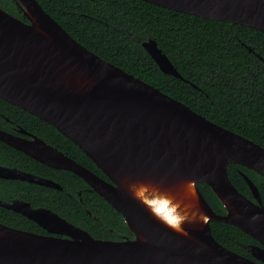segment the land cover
<instances>
[{"label": "water", "instance_id": "obj_1", "mask_svg": "<svg viewBox=\"0 0 264 264\" xmlns=\"http://www.w3.org/2000/svg\"><path fill=\"white\" fill-rule=\"evenodd\" d=\"M141 1L264 33V0ZM16 4L22 19L0 7V99L54 127L107 180L40 139L27 141L0 130V142L50 168L77 175L121 214L134 236L96 239L48 209H34L19 199L0 200V207L47 233L0 223V264H264L263 249L245 245L260 263L251 261L219 244L210 228V222L232 225L264 247V219H250L264 218L258 188L241 173L249 199L227 172L228 165L237 164L264 179V167H257L264 148L88 51L36 0ZM142 47L162 73L184 80L154 40L142 42ZM0 179L61 190L16 168L0 167ZM189 180L195 182L191 201L181 189ZM134 182L151 183L194 203L207 223L186 224L187 236L166 228L132 198L127 183ZM198 184L209 186L224 213L210 206Z\"/></svg>", "mask_w": 264, "mask_h": 264}, {"label": "trees", "instance_id": "obj_2", "mask_svg": "<svg viewBox=\"0 0 264 264\" xmlns=\"http://www.w3.org/2000/svg\"><path fill=\"white\" fill-rule=\"evenodd\" d=\"M36 1L88 51L180 101L209 121L264 148V33L238 24L171 11L141 0ZM0 7L21 18L14 0H0ZM149 39L157 43L184 80L159 70L142 47V42ZM0 114L106 179L77 146L51 125L2 99ZM5 124L0 117V128L4 129ZM0 164L45 176L62 187L60 191L0 180L1 200L17 197L33 206L49 208L96 239L133 238L121 214L95 193L86 191L87 185L75 174L50 170L1 142ZM227 172L234 187L252 198L240 173L247 175L257 186L264 207L261 176L237 164L228 165ZM198 187L210 206L224 213L209 186L198 184ZM0 222L28 232L45 233L34 222L1 207ZM210 228L219 244L238 254L246 255L242 244L256 243L223 222H210Z\"/></svg>", "mask_w": 264, "mask_h": 264}, {"label": "clouds", "instance_id": "obj_3", "mask_svg": "<svg viewBox=\"0 0 264 264\" xmlns=\"http://www.w3.org/2000/svg\"><path fill=\"white\" fill-rule=\"evenodd\" d=\"M257 167H264V159L257 164ZM181 189L184 197L191 201L195 191V182L185 181ZM127 190L132 198L143 205L157 222L180 235H188L186 224L200 223L203 225L207 223L208 218L194 203L178 200L151 183H127ZM250 219L255 222L264 218L253 215Z\"/></svg>", "mask_w": 264, "mask_h": 264}, {"label": "flooded vegetation", "instance_id": "obj_4", "mask_svg": "<svg viewBox=\"0 0 264 264\" xmlns=\"http://www.w3.org/2000/svg\"><path fill=\"white\" fill-rule=\"evenodd\" d=\"M14 3H15V6L17 7V10H18V12L20 13V11H19V6H18V4H16V0H14ZM9 13V12H8ZM12 15V14H11ZM14 16V15H13ZM20 16H21V13H20ZM16 17V16H15ZM19 19H22V16H21V18H19ZM0 117L1 118H3V120L6 122V124H5V127H4V129H1L0 128V130L1 131H4V132H6V133H8V134H11V135H14V136H16V137H19V138H22V139H25V140H27V141H34V139H40L41 141H43L44 143H46L48 146H51V147H53V148H55L56 150H58L59 152H61L62 154H64L65 156H67L68 158H70V159H72V160H74L75 162H77L78 164H80V165H82L81 163H79L78 161H76L74 158H72L71 156H69V155H67V154H65L64 152H62L61 150H59L57 147H55L54 145H52L51 143H49L48 141H46V140H44V139H42L41 137H39L37 134H35L34 132H32L31 130H28V129H26V128H24V127H22L21 125H19V124H17V123H15L14 121H12V120H10L9 118H7V117H5V116H3L2 114H0ZM1 143H3V142H1ZM3 144H5V143H3ZM5 145H7V144H5ZM7 146H9V145H7ZM9 147H11V146H9ZM12 148V147H11ZM14 149V148H13ZM16 150V149H15ZM16 151H18V150H16ZM18 152H20V151H18ZM22 153V152H21ZM23 154V153H22ZM12 156V155H11ZM26 156V155H25ZM28 157V156H27ZM28 158H30V157H28ZM30 159H32V158H30ZM32 160H34V159H32ZM35 162H37V163H39V164H41L40 162H38V161H36V160H34ZM42 165H44V164H42ZM45 167H47V168H49L50 170H55V171H67V170H56V169H53V168H50V167H48V166H46V165H44ZM83 167H85L86 169H88V170H90L89 168H87L86 166H84V165H82ZM0 167H6V168H16V167H14V166H10V165H4V164H0ZM16 169H18V170H20V171H23V172H25V173H28V174H31V175H33V176H36V177H39V178H43V179H47V180H50V181H52V182H54V183H56V184H58L57 182H55L54 180H52V179H50V178H47V177H45V176H42V175H39V174H36V173H31V172H28V171H25V170H22V169H19V168H16ZM90 171H92V170H90ZM68 172H70V171H68ZM93 172V171H92ZM72 173V172H71ZM95 173V172H94ZM74 174V173H73ZM95 174H97V173H95ZM241 174V173H240ZM98 175V174H97ZM77 176V175H76ZM78 177V176H77ZM101 177V176H100ZM249 178V177H248ZM81 179V178H80ZM104 179V178H103ZM0 180H5V181H20V180H11V179H9V180H6V179H0ZM82 180V179H81ZM105 180H107V178L105 179ZM83 181V180H82ZM252 181V180H251ZM20 182H23V183H28V184H34V185H36V186H40V187H45V188H50V187H46V186H43V185H39V184H35V183H29V182H25V181H20ZM84 182V181H83ZM253 182V181H252ZM85 183V182H84ZM86 184V183H85ZM59 186H60V184H58ZM87 185V184H86ZM61 187V186H60ZM257 187V186H256ZM51 189H55V188H51ZM55 190H58V189H55ZM61 190H62V187H61ZM60 190V191H61ZM86 191H88V192H93V191H91L90 190V187L87 185V187H86ZM93 193H95V192H93ZM96 194V193H95ZM78 195H79V198H80V200H81V197H80V195H81V193L80 192H78ZM97 195V194H96ZM101 198V197H100ZM14 199H19V200H22V201H24V202H27V203H29L30 205H31V207L32 208H34V209H37V208H45V209H48V210H50V211H52V212H54L53 210H51V209H49V208H46V207H43V206H33L29 201H27V200H25V199H22V198H12V199H10L9 201H5V202H11L12 200H14ZM249 199H251V200H253V198H249ZM1 200V199H0ZM4 201V200H3ZM2 208V207H1ZM5 209V208H4ZM7 210V209H6ZM10 211V210H9ZM12 212V211H11ZM55 214H57L56 212H54ZM17 214V213H16ZM58 216H60L59 214H57ZM61 218H63L62 216H60ZM63 219H65V218H63ZM66 220V219H65ZM67 221V220H66ZM67 222H69V221H67ZM1 223V222H0ZM69 223H71V222H69ZM3 224V223H2ZM72 225H74L73 223H71ZM5 225V224H4ZM75 227H78V228H80V229H82V230H84L83 228H81V227H79V226H76V225H74ZM44 231V230H43ZM84 231H86V230H84ZM45 233V235H47V233H46V231H44ZM87 232V231H86ZM134 236V235H133ZM132 239V238H131ZM123 240H125V239H123ZM114 241H119V240H114ZM255 241V240H254ZM256 243H249V244H242V249L244 250V252H245V254L246 255H242V254H238V253H236V252H234V253H236V254H238V255H241V256H243V257H245V258H247V259H249V260H251V261H254V262H257V263H260V261L255 257V256H253L251 253H249L245 248H244V246L245 245H253V246H257V247H259V248H261V249H263L264 250V247L262 246V245H260L257 241H255Z\"/></svg>", "mask_w": 264, "mask_h": 264}]
</instances>
